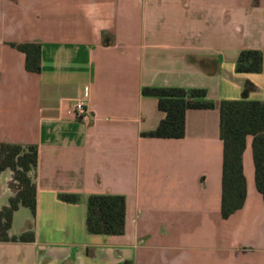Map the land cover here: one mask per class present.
I'll return each mask as SVG.
<instances>
[{"label":"crops","instance_id":"obj_1","mask_svg":"<svg viewBox=\"0 0 264 264\" xmlns=\"http://www.w3.org/2000/svg\"><path fill=\"white\" fill-rule=\"evenodd\" d=\"M245 48L264 51V0H0V144L38 147L36 216L21 206L10 229L35 240H0V264H264L252 136L246 201L221 214L220 102L264 100V70L236 71ZM145 86L203 87L215 107L188 109L181 138L145 136L166 116ZM19 188L0 171V209ZM91 193L125 196L123 234L87 231Z\"/></svg>","mask_w":264,"mask_h":264},{"label":"trees","instance_id":"obj_2","mask_svg":"<svg viewBox=\"0 0 264 264\" xmlns=\"http://www.w3.org/2000/svg\"><path fill=\"white\" fill-rule=\"evenodd\" d=\"M26 53V68L41 71V44L38 42L12 43ZM264 70V51L259 48L242 49L236 60V71L260 73ZM144 95L158 98L159 108L166 116L158 126L148 132L150 137L181 138L185 135L188 109L215 107L203 87L145 86ZM220 136L224 144L221 214L224 218L243 207L247 197V180L244 173V151L247 137L252 136L255 165V182L264 198V100L223 99L220 102ZM38 164V147L34 144L1 142L0 171L10 169L19 183V190L0 209L1 241H34L35 231L24 230L10 234L13 214L21 206L28 207L32 217L37 210V184L35 172ZM66 202H78V193H60ZM86 227L89 233L120 235L126 227V198L122 194L91 193L86 198Z\"/></svg>","mask_w":264,"mask_h":264},{"label":"built area","instance_id":"obj_3","mask_svg":"<svg viewBox=\"0 0 264 264\" xmlns=\"http://www.w3.org/2000/svg\"><path fill=\"white\" fill-rule=\"evenodd\" d=\"M86 111L85 104L82 100L75 101L71 106L67 107L66 115L71 117L80 116Z\"/></svg>","mask_w":264,"mask_h":264}]
</instances>
